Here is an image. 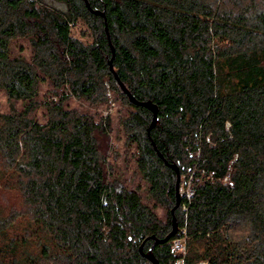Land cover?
I'll list each match as a JSON object with an SVG mask.
<instances>
[{
  "label": "trees",
  "instance_id": "trees-1",
  "mask_svg": "<svg viewBox=\"0 0 264 264\" xmlns=\"http://www.w3.org/2000/svg\"><path fill=\"white\" fill-rule=\"evenodd\" d=\"M87 1L0 0V89L22 104L0 113V195L19 199L0 198V264H176L179 236L184 264H264V0ZM17 38L30 60L12 55ZM111 60L157 109L150 131L153 111ZM107 86L132 108L120 123L153 206L108 162L110 118L67 106L107 103ZM177 173L192 195L163 242Z\"/></svg>",
  "mask_w": 264,
  "mask_h": 264
},
{
  "label": "rangeland",
  "instance_id": "rangeland-1",
  "mask_svg": "<svg viewBox=\"0 0 264 264\" xmlns=\"http://www.w3.org/2000/svg\"><path fill=\"white\" fill-rule=\"evenodd\" d=\"M86 33V35H85ZM86 27L80 24L77 28L73 29V36L82 41L83 43L91 42L90 36L87 35ZM11 53L13 56H21L26 60H30L32 55V48L27 38H17L11 43ZM52 86L49 83H44L40 87L39 101L41 103L47 101L52 91ZM107 103L99 106H93L83 100L70 99L67 106L71 109H77L81 112L92 115L95 121L105 120L108 117L111 120L112 131L110 133V152L108 155V162L114 168L115 174H119L123 185L130 190H137L146 203L151 206L154 202L148 197L147 184L142 179L138 172L135 161V147H129L124 130L121 127V119L132 110L131 107L124 100L122 95L116 93L111 87L107 86ZM11 104H14L16 109L20 110L22 104L20 101L10 102L5 91L0 89V113H8L11 110ZM36 117L40 122L46 120V110L40 107L36 111ZM181 187L184 191L187 188H192L190 179L185 175L180 178ZM1 202L5 204H17L19 199L15 196L14 192L4 191L0 195ZM157 216L161 220H166V210L160 206L155 208Z\"/></svg>",
  "mask_w": 264,
  "mask_h": 264
},
{
  "label": "water",
  "instance_id": "water-1",
  "mask_svg": "<svg viewBox=\"0 0 264 264\" xmlns=\"http://www.w3.org/2000/svg\"><path fill=\"white\" fill-rule=\"evenodd\" d=\"M86 2V5L87 7H89V4H88V1L85 0ZM94 13L96 14H101L97 11H93ZM103 15V14H101ZM111 45V44H110ZM111 48H112V51H113V54H114V50H113V47L111 45ZM114 56V55H113ZM110 69L111 71L114 73L116 79L118 80V83L119 85L121 86V88L123 89V91L128 95L129 99L131 100L132 103L136 104V105H141V106H146L148 108H150L152 111H153V119H152V122H151V125L148 129V131H150L154 126L155 124L157 123V109L150 106L147 102H140V101H137L134 96H132V94L130 93V91L128 89L125 88L124 84L120 81L119 77L117 76L116 72L114 71V68H113V65H112V60L110 61ZM179 182H180V175L179 173H177V199H176V205L175 207L171 210V214L173 215V218H172V230L171 232L164 238L163 242L164 241H168L172 236H174L176 233H177V224H176V218L174 216V212H175V209H177L179 207V204H180V194H179V191H178V187H179ZM154 264H159L153 257H151L150 255H146Z\"/></svg>",
  "mask_w": 264,
  "mask_h": 264
},
{
  "label": "built area",
  "instance_id": "built-area-1",
  "mask_svg": "<svg viewBox=\"0 0 264 264\" xmlns=\"http://www.w3.org/2000/svg\"><path fill=\"white\" fill-rule=\"evenodd\" d=\"M180 195L190 197L192 195V189L187 188V191L180 189ZM184 210H187L186 207H183ZM187 238L185 236H179L172 242V250L181 253L184 257L187 252ZM184 257L179 259L176 264H184ZM198 264H209L207 261L200 262Z\"/></svg>",
  "mask_w": 264,
  "mask_h": 264
}]
</instances>
